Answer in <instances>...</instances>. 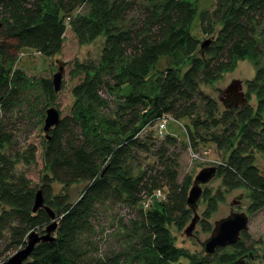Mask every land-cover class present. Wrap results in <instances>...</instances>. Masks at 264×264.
<instances>
[{
	"label": "trees",
	"instance_id": "obj_1",
	"mask_svg": "<svg viewBox=\"0 0 264 264\" xmlns=\"http://www.w3.org/2000/svg\"><path fill=\"white\" fill-rule=\"evenodd\" d=\"M136 1L0 0V114L19 100L21 75L15 71L9 79L19 49L57 53L66 17L79 42L91 41L102 32L105 35L100 69L92 63L77 65L76 70L83 76L71 89L70 113L50 129L42 153L49 175H42L40 188L45 204L56 215L55 239L39 242L22 264H174L184 257L174 246L165 223L174 220L178 226L184 224L188 180H177L173 148L178 140L170 134L162 139L151 136L163 115L188 121L186 134L193 147L196 141L221 145L223 139L240 133L223 165L224 184L243 185L253 192L258 204L264 203V174L246 153L247 146L261 148L255 138L264 134V85L256 87L253 83L259 98L255 109L245 104L219 111L216 100L199 90L200 83L215 81L221 72L232 70L238 60L263 54L255 35L264 22V0H216L212 10H203L202 33L214 35L203 54L199 40L189 32L197 10L192 1L156 0L140 5L142 17L131 22L127 16ZM79 7L84 11L75 15L73 10ZM161 56L165 65L148 83L150 70ZM260 79L258 70L255 80ZM46 85L45 96L52 99V84L46 80ZM123 85L130 86L128 93L120 91ZM100 89L116 90L121 101L116 104L113 118L96 123V111L106 106L98 95ZM219 128L221 133H216L214 130ZM11 137L0 127V146L10 142ZM153 139L160 140L158 145ZM138 153H146L144 158L154 156L155 163L148 164L135 178L130 174L129 161ZM9 173L10 161L0 153V202L5 206L0 226L4 221H16L9 227V243L17 248L24 246L30 229L43 228L49 217L43 209L31 211L35 188L25 179H19L18 184L10 181ZM52 179L64 185L82 181L85 186L74 202L66 203L65 197L48 198ZM157 189L166 192L169 207L160 202L153 210H144L141 200ZM122 194L129 204L140 203L131 221L141 231L138 242L123 256L85 259L77 247V237L89 228L95 204L108 197L120 199ZM207 197L205 194V215L215 210V199ZM225 247L217 248L210 256L189 255V264H223L246 250L240 240Z\"/></svg>",
	"mask_w": 264,
	"mask_h": 264
},
{
	"label": "rangeland",
	"instance_id": "obj_2",
	"mask_svg": "<svg viewBox=\"0 0 264 264\" xmlns=\"http://www.w3.org/2000/svg\"><path fill=\"white\" fill-rule=\"evenodd\" d=\"M155 1L137 0L134 8L129 11L127 19L135 22L138 17H142V7L140 5L152 4ZM190 1L197 8L189 27L190 35L199 40V43L204 40L212 41L214 35L202 33L200 14L203 10H212L216 0ZM83 11H81L80 7L73 10L75 15H81ZM124 24L128 25L127 22H124ZM218 27L217 25L215 30ZM255 36L262 46V55L254 59L250 57L240 59L232 70L221 72L215 81L199 84V90L216 100L219 111L224 107V104L218 99L223 94L221 91L233 80L241 81V91L247 99L246 104L253 107V109L256 108L259 101L258 89L254 90L253 83L256 87L264 85V22L258 27ZM104 42L105 35L103 32L91 41L79 42L72 26L67 24L65 25L61 48L57 53L46 55L30 48H21L16 52L14 64L9 72V79L15 71H18L21 75L22 87L19 88L20 90L17 93V99L19 100L12 108L2 111L0 114V127L6 133L8 132L12 135L10 142L0 146V153L10 161V181L18 184L19 179H25L28 186L35 188L34 191L41 187L42 175H49V171L42 160V153L46 143L42 129L45 110L49 107H54L59 113V118L70 113L73 101L71 89L83 76V73L80 70H76V67L80 63H92L100 69L98 65ZM164 65L165 58L161 56L158 58L154 69L150 70V78L147 77L149 79L148 83L154 80L156 72L163 69ZM59 66H62L63 69L61 88L58 92H54L52 99H50L44 93L47 89L46 80L51 82L52 76ZM258 70H260L262 79L255 80ZM120 91L128 93L130 86L123 85ZM117 94L116 90H98V95L106 101V106L96 111L94 117V121H97L96 123L107 118H113L116 104L121 101ZM263 97L264 91L261 98ZM235 107H241V105L239 104ZM261 121H264V112L261 113ZM187 123L186 119L177 121L170 117L166 118L164 123V132L178 140V143L173 148V153L176 156L178 183L184 181L185 178L188 180L185 190V202L193 179L202 168L216 167V174L209 182L200 185L202 194L197 200L195 208L199 219L194 227L193 235L187 236L184 233V229L188 226L194 214L187 204L184 207L188 209V212L182 226H178L174 220L165 223L174 246L179 248L184 255V257L179 259L178 263L174 264H189L187 256L199 257L204 255L201 242L209 236L214 222L229 214L233 202H236L232 206L233 211L244 212L248 217L247 229L241 233L239 239L246 250L235 257V260L242 258L244 264H264V203L258 204L253 198V192L245 186L237 185L236 187H231L225 185L223 180V165H225L228 154L235 148L240 133L235 135V138L223 139L221 145H217L213 141H196L197 144L193 147L191 141L187 138ZM151 129L153 130L154 127H151ZM258 130H260V127L256 131L258 132ZM214 131L219 133L220 128ZM151 136L154 138L155 135L151 134ZM257 136L255 140L258 144H261V148L250 145L247 146L246 153L253 157V163L264 174V134H257ZM153 140L158 145L160 140ZM146 156V153H138L135 158L129 161L132 177H138V174L142 173L148 164L152 165L155 163L154 156L144 158ZM49 184L48 198L52 199L55 196L65 197L66 203L74 202L85 186L82 181L64 185L53 179ZM163 192L167 197L166 192ZM42 194L44 198L45 194L43 191ZM205 194L209 198L215 199V210L207 213V215H205V210L207 209ZM159 196L155 192L148 199V205L145 208L153 210L154 206L160 202H163L165 207H169L168 199L166 197L162 199ZM126 198L127 196L122 194L120 199L108 197L95 204L90 217L89 228L77 237V247L84 253L85 259L95 261L96 259L105 260L106 257L118 254L123 256L138 242L141 231L131 221L136 218L140 203L129 204ZM4 208L5 206L0 202V213ZM3 223L0 226V263L21 248H16V245L9 243L11 238L9 227L15 225L16 221L11 219ZM44 227L30 229L29 231L35 230L41 233L40 230H43ZM52 235L55 236V233ZM225 248H227V251L232 250L228 247ZM218 253L216 252V255Z\"/></svg>",
	"mask_w": 264,
	"mask_h": 264
},
{
	"label": "water",
	"instance_id": "obj_3",
	"mask_svg": "<svg viewBox=\"0 0 264 264\" xmlns=\"http://www.w3.org/2000/svg\"><path fill=\"white\" fill-rule=\"evenodd\" d=\"M1 26V23H0ZM211 40H204L200 42L201 54H203L204 49L210 44ZM62 66H59L57 71L53 74L51 79V84L54 92H58L62 84ZM223 94L231 93L228 100V104L223 102L222 98H218L224 104V107H231L232 105H245L247 102L246 97L241 91V81L233 80L224 90L221 91ZM59 121V113L54 107H49L45 110V117L43 122V132L45 138L49 137V131L53 126H56ZM216 174V167H204L202 168L194 177L191 188L189 189L186 204L193 211V217L184 229V233L187 236L193 235L194 227L198 221V216L196 214V204L197 200L202 194L201 184H206L209 182ZM233 202L231 204V210L226 217L218 219L214 222L213 227L210 231L209 236L201 242V247L204 254L210 256L217 248L233 245L236 243L240 237L241 233L247 229L248 217L244 212H234ZM38 209H43L48 217L49 222L43 229L42 233L35 230H31L26 234L25 244L23 247L17 249L10 257L2 261L0 264H22L26 259H28L31 251L39 242H53L55 236L52 235L57 228V221L55 212L44 202L43 194L41 188H38L34 192L31 211L36 212ZM223 264H244L242 258H238L234 261L223 263Z\"/></svg>",
	"mask_w": 264,
	"mask_h": 264
},
{
	"label": "built area",
	"instance_id": "obj_4",
	"mask_svg": "<svg viewBox=\"0 0 264 264\" xmlns=\"http://www.w3.org/2000/svg\"><path fill=\"white\" fill-rule=\"evenodd\" d=\"M68 21H69V17H66L65 19V25L68 24ZM166 118H169L167 115H163L161 116L155 123V131H154V134L156 136L157 139H162L167 133L164 132V128H165V122H166ZM159 123V125H158ZM157 192L160 196L159 198H162V199H165V194L163 192V190H160V189H157V190H154L152 192L151 195H148V196H144L143 200H141V206L144 210H146L147 208H145V206L148 205V199L150 197H152V195ZM164 194V195H163Z\"/></svg>",
	"mask_w": 264,
	"mask_h": 264
},
{
	"label": "flooded vegetation",
	"instance_id": "obj_5",
	"mask_svg": "<svg viewBox=\"0 0 264 264\" xmlns=\"http://www.w3.org/2000/svg\"><path fill=\"white\" fill-rule=\"evenodd\" d=\"M231 96V93H228V94H222L221 95V98L223 99V102L225 103V104H228L229 102H228V100H231L229 97ZM232 101V100H231ZM233 102V101H232ZM232 106H234V105H232Z\"/></svg>",
	"mask_w": 264,
	"mask_h": 264
}]
</instances>
